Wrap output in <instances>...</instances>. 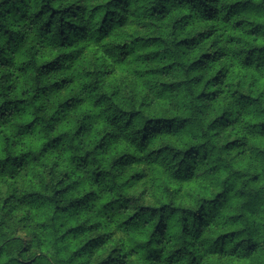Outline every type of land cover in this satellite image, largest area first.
<instances>
[{
    "label": "trees",
    "instance_id": "1",
    "mask_svg": "<svg viewBox=\"0 0 264 264\" xmlns=\"http://www.w3.org/2000/svg\"><path fill=\"white\" fill-rule=\"evenodd\" d=\"M0 264H264V0H0Z\"/></svg>",
    "mask_w": 264,
    "mask_h": 264
}]
</instances>
